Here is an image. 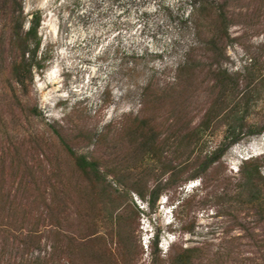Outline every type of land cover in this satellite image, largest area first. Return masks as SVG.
<instances>
[{
    "label": "rangeland",
    "instance_id": "obj_1",
    "mask_svg": "<svg viewBox=\"0 0 264 264\" xmlns=\"http://www.w3.org/2000/svg\"><path fill=\"white\" fill-rule=\"evenodd\" d=\"M20 2L25 30L41 15L37 60L44 68L33 67L27 89L13 79L20 55L13 6L0 0L7 9L0 14V264H120L127 251L131 264H172L181 247L199 248L200 264H264V208L233 197L250 158L262 163L264 182V132L232 145L206 184L188 179L191 169L165 184L154 207L148 201L167 183L168 159L143 161L140 147L143 136L152 137L174 157L165 137H185L199 124L219 93V67L242 86L250 72L264 76V0H210L203 15H195V0ZM257 85L248 117L263 124L264 81ZM223 135L224 128L209 130L204 154ZM65 143L97 160L117 190L112 198L122 206L112 223L102 220L100 194L89 191ZM136 183L146 198L132 190ZM10 222L17 231H7ZM159 232L161 261L154 256Z\"/></svg>",
    "mask_w": 264,
    "mask_h": 264
},
{
    "label": "trees",
    "instance_id": "obj_2",
    "mask_svg": "<svg viewBox=\"0 0 264 264\" xmlns=\"http://www.w3.org/2000/svg\"><path fill=\"white\" fill-rule=\"evenodd\" d=\"M6 5L12 3L11 9L13 19V38L17 48L20 51L19 57H16L11 63V75L13 79L22 87L27 89L29 82L33 80V67L37 65L40 68L44 66L38 62L37 55L41 46V38L39 36V28L41 26V15L39 13L34 14L33 19L30 21L29 28L24 29V24L27 19L24 16V11L20 0H5ZM210 0H195V15L204 14L207 10ZM4 10L0 8V14ZM197 28L199 24L196 22ZM226 26L220 27L221 35L228 38L226 32ZM35 42V49L31 50V44ZM217 45V38L212 39L211 46ZM214 46V47H215ZM196 47L191 49L188 54V58L196 50ZM223 52L216 51V57L221 58ZM189 66V60L185 65L180 67V72L187 69ZM215 73L216 83L215 88L219 93L207 109L202 120L199 124L191 128L190 132L185 137L179 136H167L165 137L166 144L172 143L175 148L174 157L169 159V154L161 148V145L157 144V139L153 140L152 137L143 136L145 139L141 143V149H143L144 160L152 159L157 162H162L163 159H168L167 163L163 164L164 174L170 173L167 179V183H158L151 191V197L148 204L152 207L155 206L156 201L160 198L162 191L166 188V185L171 186L178 182V179L188 170L191 169L194 172L188 177V179H196L201 177L204 184H206L205 176L209 173L210 169L218 163L221 158L226 154L228 149L240 142L245 136H251L256 132H264V122L260 124L257 121H252L248 116L251 108V102L255 100V97L260 94L259 81H264V76L259 72H250L248 82L245 86H242L240 79L231 75L227 69L219 67ZM35 112H38L37 110ZM145 123L142 122V126L145 127ZM220 128H224V135L221 143L209 154L205 153L208 140H205V134L209 130L217 131ZM259 128V129H258ZM66 144V143H65ZM68 154L72 158L75 167L83 174V177L89 182V191L91 193H99L100 201L103 204V210L106 212L103 214L102 220L104 223H112L115 218L117 210L121 209L119 200L113 199L114 190L113 186L108 183L107 176L101 171V166L97 160H90L85 155H79L69 145H65ZM184 150V151H183ZM262 163L259 160L250 158L242 166V178L236 186V195H233L238 202H244L247 204L255 205L257 208H264V182L262 176ZM154 170V168H153ZM227 179L218 180L220 182ZM166 184V185H165ZM132 190L137 191L143 198H146L144 188L136 183ZM50 194H54L51 192ZM225 196L229 193L224 191ZM52 196L51 203H47L49 206L55 203L56 200ZM220 196L219 198H221ZM123 216H120V224H122ZM125 221V219H124ZM50 222V221H49ZM50 225L52 228L58 225ZM125 225V222H124ZM4 226L9 228L7 231L11 232L14 229L12 222L10 224L4 223ZM118 231L119 236L122 238V242H128V239L124 237V231ZM13 231H17L14 229ZM37 233L38 229L34 230ZM112 236V234H110ZM89 237H92L90 235ZM160 232L157 234L154 240V256L158 261L162 260L161 251L158 249ZM126 242V243H127ZM125 247V246H124ZM57 249V248H55ZM126 250V249H125ZM55 252V251H54ZM201 250L197 247H181L171 257L172 264H200L201 263ZM134 258L130 251H127L119 261L120 264H131ZM200 262V263H199ZM60 264V263H59ZM63 264V263H62Z\"/></svg>",
    "mask_w": 264,
    "mask_h": 264
},
{
    "label": "bare ground",
    "instance_id": "obj_3",
    "mask_svg": "<svg viewBox=\"0 0 264 264\" xmlns=\"http://www.w3.org/2000/svg\"><path fill=\"white\" fill-rule=\"evenodd\" d=\"M52 75H53V73H49V76H51V79H52Z\"/></svg>",
    "mask_w": 264,
    "mask_h": 264
}]
</instances>
